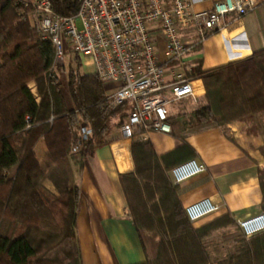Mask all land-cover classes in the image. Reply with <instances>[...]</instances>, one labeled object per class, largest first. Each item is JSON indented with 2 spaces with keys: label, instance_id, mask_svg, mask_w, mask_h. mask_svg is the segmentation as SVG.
<instances>
[{
  "label": "trees",
  "instance_id": "obj_1",
  "mask_svg": "<svg viewBox=\"0 0 264 264\" xmlns=\"http://www.w3.org/2000/svg\"><path fill=\"white\" fill-rule=\"evenodd\" d=\"M49 1L61 15L76 13L81 2ZM23 10L24 0H0V264H82L76 235L79 189L70 166L80 167L83 158L104 144L109 118L117 117L120 126L130 107L109 103L104 82L96 73L81 72L77 56H73L75 66L69 63L67 73L62 72L64 66L55 61L52 42L21 18ZM255 68L262 71L259 86L247 91L244 73L252 74ZM185 71L188 77L201 78L204 96L192 111L168 117L170 132L222 126L232 120L227 117L232 113L264 112V48L211 69H202L198 63ZM81 125L91 128L86 139L77 133ZM146 130L150 129L133 131L134 170L120 175L145 253V259L136 264L153 263L146 258L144 231H152L157 239L156 258L165 255L169 263L181 264L182 254L187 260L194 257L184 264L212 261L204 235L234 220L225 213L199 228L192 226L168 178L172 167L165 163L167 154L157 156L149 140L138 137ZM41 143L44 150L39 155ZM260 184L264 191V170ZM238 242L233 251L213 261L264 264V231L243 235Z\"/></svg>",
  "mask_w": 264,
  "mask_h": 264
},
{
  "label": "crops",
  "instance_id": "obj_2",
  "mask_svg": "<svg viewBox=\"0 0 264 264\" xmlns=\"http://www.w3.org/2000/svg\"><path fill=\"white\" fill-rule=\"evenodd\" d=\"M213 1L191 0L192 8L209 9ZM180 33L183 39L191 41L194 31L185 28ZM163 48L161 42V51ZM262 48L264 0H256L252 10L238 17L227 15L198 47H193L184 58L183 72L198 63L202 69H211L247 57ZM164 59L163 54H160V60ZM80 64L87 68L84 73H95L91 58L85 57ZM191 78L195 79L198 91L196 100L185 97L171 102L175 110L169 111L168 106L170 117L192 111L197 105L193 106L191 102L200 104L203 100L204 86L201 78ZM104 84L108 95L116 86L113 82ZM29 87L36 95L35 84L32 82ZM177 102L179 104L175 105ZM111 118L114 120L110 124L108 122L109 128L104 137L106 142L99 145L90 156L83 158L80 167L74 163L70 166L73 183L79 189L76 235L82 264H136L145 259L120 183V175L134 170L132 138L122 135L117 117ZM178 133V129L173 133L146 130L138 137L149 140L157 156L167 154L165 163L169 167L193 157L204 163L203 172L178 184L172 182L167 172L169 180L176 186L177 199L182 209L203 197L211 198L218 205L215 212L191 222L194 228L228 213L239 229L238 219L264 212V191L260 184L264 153L259 148L261 141L258 135L244 134L238 123H229L226 128L212 125ZM43 150L41 143L38 146L39 155ZM201 264L217 263L212 260Z\"/></svg>",
  "mask_w": 264,
  "mask_h": 264
},
{
  "label": "built area",
  "instance_id": "obj_3",
  "mask_svg": "<svg viewBox=\"0 0 264 264\" xmlns=\"http://www.w3.org/2000/svg\"><path fill=\"white\" fill-rule=\"evenodd\" d=\"M255 3L214 0L209 9L194 10L191 0H81L76 13L61 15L53 11L49 0H27L21 18L52 42L56 62H62L65 45L80 61L91 58L94 72L103 82L116 83L107 100L130 107L120 125L122 135L129 139L140 127L171 131L169 104L185 97L196 100L198 95L195 79L183 72L185 56L227 15L241 16ZM185 28L194 31L191 41L181 36L180 30ZM91 132L87 125L77 131L81 139ZM204 170L202 161L190 158L168 173L178 184ZM217 209L209 197L184 207L191 222ZM237 226L245 236L264 231V212L238 219Z\"/></svg>",
  "mask_w": 264,
  "mask_h": 264
},
{
  "label": "rangeland",
  "instance_id": "obj_4",
  "mask_svg": "<svg viewBox=\"0 0 264 264\" xmlns=\"http://www.w3.org/2000/svg\"><path fill=\"white\" fill-rule=\"evenodd\" d=\"M27 1V0H24ZM73 56H75L73 53H71L68 48L64 45L63 49V60L62 62H57L58 65H63L64 70L62 72L67 73V66L70 63H73L75 66V61L73 59ZM77 62L80 63V60L77 59ZM66 66V67H65ZM87 68L80 64V71L84 72ZM262 71L255 68L254 73L245 72L244 76L245 81L244 87L247 91H251V88L256 89L259 86L260 76ZM60 75V73H59ZM32 83V82H31ZM30 84V83H29ZM31 86V85H30ZM179 104L178 102L175 103ZM193 106H198L199 103L191 102ZM174 105V104H173ZM173 105H169V111L175 110L173 108ZM228 118L232 119L228 123H223L222 126L224 128L227 127V124L229 123H238L241 127V131L246 135H253L256 134L259 137V140L261 141V144L259 145V148L262 153H264V112L259 113L257 115H242L240 112L232 113L227 116ZM114 119L109 118L108 122L109 124ZM72 165V164H71ZM46 186L52 190V186L50 183L46 182ZM208 235H204L203 237V243L206 245V251L208 252V255L210 259L212 260H219L222 259L227 253L233 251L235 247L239 245L238 240L243 237V234L241 231L236 227L235 224H222L217 225L216 227L212 228ZM225 234V235H223ZM230 234H237V235H230ZM152 231H144L143 232V238L146 245V258L153 261L152 264H173L169 263L167 258H170L165 255H161L158 258H156V250H157V239L153 236ZM231 237H234L231 238ZM179 257L181 259V264L186 263L188 260L193 259L194 257L189 258L188 260L185 259V256L180 254ZM167 259V260H166Z\"/></svg>",
  "mask_w": 264,
  "mask_h": 264
}]
</instances>
